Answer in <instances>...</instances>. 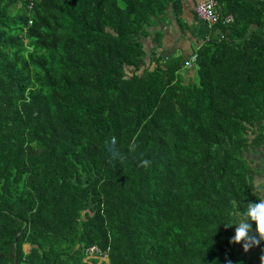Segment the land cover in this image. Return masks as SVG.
Returning <instances> with one entry per match:
<instances>
[{
  "label": "trees",
  "instance_id": "obj_1",
  "mask_svg": "<svg viewBox=\"0 0 264 264\" xmlns=\"http://www.w3.org/2000/svg\"><path fill=\"white\" fill-rule=\"evenodd\" d=\"M216 1L184 81L146 44L179 0H0V264L261 260L224 223L253 201L264 0Z\"/></svg>",
  "mask_w": 264,
  "mask_h": 264
},
{
  "label": "crops",
  "instance_id": "obj_2",
  "mask_svg": "<svg viewBox=\"0 0 264 264\" xmlns=\"http://www.w3.org/2000/svg\"><path fill=\"white\" fill-rule=\"evenodd\" d=\"M199 1L201 0H179L180 8L176 12L169 8L167 10V15L157 19L156 25L152 28L160 32L159 42H153V35H151L146 40L147 48L152 52H156V50L161 52L162 56L173 55V57H179L180 61L185 64L192 61L196 49L199 48L205 40L209 39L211 35L210 28L212 27H208V25L195 14L194 8ZM217 9L218 3L216 4L215 10L217 11ZM188 66L191 68V62ZM185 68L183 66L181 71L184 81H187L190 76L193 75L194 70L193 68L190 70ZM260 134L262 135L260 140H254L243 149L248 175L250 176L252 184L253 201L264 198V127L261 128ZM253 137L254 134H251L249 139L252 140ZM240 217L241 213L237 212L235 214L234 223L239 222ZM254 230L255 226H253V231ZM236 246L244 250L243 241L236 243ZM257 246L258 245H255V248ZM253 250L254 249L250 247L245 252V254H247V259L254 255ZM250 253L253 254L251 255ZM260 254L262 257L264 250L261 251ZM254 262L255 264H261V260L256 262L254 259L253 263Z\"/></svg>",
  "mask_w": 264,
  "mask_h": 264
},
{
  "label": "clouds",
  "instance_id": "obj_3",
  "mask_svg": "<svg viewBox=\"0 0 264 264\" xmlns=\"http://www.w3.org/2000/svg\"><path fill=\"white\" fill-rule=\"evenodd\" d=\"M115 143V138H113ZM253 222L255 224V233L252 235ZM235 225L234 235L230 239V243H239L243 241V249L247 251L253 245H259L264 241V198L257 201H249L246 208L243 209L239 222L225 224V227ZM264 264V256L261 257ZM231 264V262H229Z\"/></svg>",
  "mask_w": 264,
  "mask_h": 264
},
{
  "label": "built area",
  "instance_id": "obj_4",
  "mask_svg": "<svg viewBox=\"0 0 264 264\" xmlns=\"http://www.w3.org/2000/svg\"><path fill=\"white\" fill-rule=\"evenodd\" d=\"M217 1L216 0H201L199 1L195 8L194 12L199 19L204 21L208 27H211L219 20L222 23H228L232 20V15L227 14L224 16H220V14L215 10ZM89 252L95 251L98 252V248L94 245L88 247L87 249Z\"/></svg>",
  "mask_w": 264,
  "mask_h": 264
},
{
  "label": "rangeland",
  "instance_id": "obj_5",
  "mask_svg": "<svg viewBox=\"0 0 264 264\" xmlns=\"http://www.w3.org/2000/svg\"><path fill=\"white\" fill-rule=\"evenodd\" d=\"M190 62H192V61H189V62H187L186 64L183 63V64H181V65L184 66V68H185V67H189L188 65H190ZM252 234L255 235V234L253 233V231H252ZM237 245H239V244H237ZM251 249H255V245H253V246L251 247ZM253 251H254V250H253ZM250 254H251V253H250ZM252 254H253V253H252ZM252 254H251V255H252ZM246 255H247V254H245V259H247ZM260 256H261V255H260ZM249 257H250V256H249Z\"/></svg>",
  "mask_w": 264,
  "mask_h": 264
},
{
  "label": "water",
  "instance_id": "obj_6",
  "mask_svg": "<svg viewBox=\"0 0 264 264\" xmlns=\"http://www.w3.org/2000/svg\"><path fill=\"white\" fill-rule=\"evenodd\" d=\"M253 233L255 234V230L253 231Z\"/></svg>",
  "mask_w": 264,
  "mask_h": 264
}]
</instances>
